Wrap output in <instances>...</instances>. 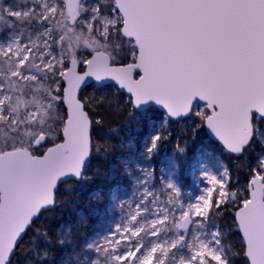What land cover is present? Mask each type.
<instances>
[{"label":"snow or ice","instance_id":"1","mask_svg":"<svg viewBox=\"0 0 264 264\" xmlns=\"http://www.w3.org/2000/svg\"><path fill=\"white\" fill-rule=\"evenodd\" d=\"M114 113L141 130L144 160L183 122L174 172L204 130L227 162L201 165L205 186L187 204L172 175L161 200L147 186L155 172L137 165L139 202L121 200L123 222L59 264H264V0H0V264H16L17 249L24 264H53L71 243L44 221L115 148ZM229 215L227 231L206 230Z\"/></svg>","mask_w":264,"mask_h":264},{"label":"rangeland","instance_id":"2","mask_svg":"<svg viewBox=\"0 0 264 264\" xmlns=\"http://www.w3.org/2000/svg\"><path fill=\"white\" fill-rule=\"evenodd\" d=\"M2 2L10 3L11 0H2ZM198 106L199 105H197V107ZM141 142L142 138L126 130L119 144L116 145L117 153L115 161L110 162L105 168H101L97 164L91 165L93 171H90L88 175L99 178L102 183H96L90 188V191L86 192L85 201L76 212V216L73 218L70 214L57 212L58 217L61 219L60 224L63 225L61 232L68 233L71 243L65 244V252L57 258L54 264H59L62 259H68L69 254L78 251L80 246L85 242H90L93 239L99 241V238L112 229L116 223L123 222L121 216L125 215V210L120 208V201H131L134 207L135 204L139 202L141 198L140 194L144 187V185H138L136 183V178H142L140 177L137 165L150 167L155 172L156 178L147 186L154 194L159 195L161 200L165 199L167 192L161 181L167 176L172 175L173 179L177 180L181 186V201L187 204L194 202L195 196L199 195L200 191L205 186L200 179L201 165L204 169L216 172L219 170L217 162L224 160L219 150L213 148L211 145L205 147L204 145L206 144L197 140L196 143L193 144L190 153H188L187 160L181 163L179 173H176L173 171L170 164V158L174 157L176 140L162 144L159 153L154 156L151 161L144 160L140 155ZM129 144H131L132 147H129ZM121 145H123V147H121ZM197 150L199 151L194 160L192 158V152ZM179 156V153L175 154L176 158ZM121 159L130 161L127 164L128 171H125L124 166L120 163ZM224 162L226 163L225 160ZM97 169L98 172L96 171ZM96 190H100L103 196V201L99 204H97L95 200H90L92 193ZM113 196H115V199H113ZM96 207L100 209L99 214L92 213L89 215L91 209ZM126 208L127 205H125V209ZM79 215L87 216L89 223L86 225L80 224L78 222ZM216 225V218H210L206 230H213ZM173 234L171 230L162 232L160 239H169ZM78 237L81 238V242L78 240ZM150 243V240L147 241L146 246Z\"/></svg>","mask_w":264,"mask_h":264},{"label":"trees","instance_id":"3","mask_svg":"<svg viewBox=\"0 0 264 264\" xmlns=\"http://www.w3.org/2000/svg\"><path fill=\"white\" fill-rule=\"evenodd\" d=\"M97 90L94 88H86L82 95L87 98L88 96H93V95H97ZM112 127L116 129V132H108V138L110 140V142L115 145V148L113 149V151L108 155L107 158L104 157H100L97 158L95 160L92 161V164H97L98 166H100L101 168H105L108 166V164L110 162L115 161V157H116V145L119 144L121 137L125 134L126 130L129 131L132 134H136L139 138H142L140 135V131L139 129H137L135 127L134 124H132L131 122L125 123L123 121V118L120 114L118 113H114V114H109L107 117V125L104 129V132H107V128L108 127ZM185 125L183 122H181V124L179 125H175L173 126V128L171 129L173 132V137L170 138V142L172 140H178L180 136H183L185 140H189L190 138L187 136V132L186 130L184 132H181V129H184ZM103 132L102 133H97V136H103ZM207 134L205 133V130L202 131L201 133V140H203V144L206 145H211L213 148L217 149V146L215 145L214 141H210L207 139ZM102 142V141H100ZM168 142V143H170ZM181 145H183V140L180 141ZM194 143H190V148H189V153L192 149ZM223 159L227 162V158L223 157ZM89 176H93V175H89ZM93 180L90 183H83L81 186H79L76 191L78 192L80 199L79 200H70L67 204H65L62 207H58L56 209V213L53 217V219L51 221H44L45 224H51L53 227L57 224L61 223V219L58 217L57 212H62L63 214H70L73 218L76 216V212L81 208V204L85 201V195L87 191H90V188H92L96 183H102V181L93 176ZM233 179L235 180V175L233 176ZM217 220V224H219L221 226V228L223 230H228L229 226L231 225V217L229 216H225L223 218H217L215 217ZM79 234V233H77ZM29 238L28 236H26L24 238V242L21 245V247H30L31 245L28 242ZM78 240L81 242V238L78 237ZM228 241H235V237L233 235H231V232L229 231L228 234V238H227V242ZM41 246H43V244H41ZM19 252L20 250L17 249V256L19 257L18 260H16V264H24V258L19 256ZM53 252V264L55 263V261L57 260V258L59 256H61L64 252H65V247L63 248H59V247H54L52 249Z\"/></svg>","mask_w":264,"mask_h":264},{"label":"water","instance_id":"4","mask_svg":"<svg viewBox=\"0 0 264 264\" xmlns=\"http://www.w3.org/2000/svg\"><path fill=\"white\" fill-rule=\"evenodd\" d=\"M197 105H198V102H197ZM205 133L207 134V136H208V133L206 132V130H205ZM190 228H191V226H190Z\"/></svg>","mask_w":264,"mask_h":264}]
</instances>
